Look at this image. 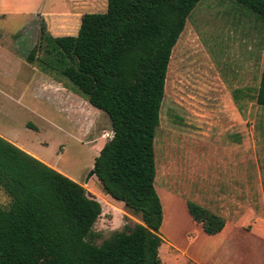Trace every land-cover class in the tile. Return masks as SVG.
<instances>
[{
    "label": "rangeland",
    "instance_id": "obj_1",
    "mask_svg": "<svg viewBox=\"0 0 264 264\" xmlns=\"http://www.w3.org/2000/svg\"><path fill=\"white\" fill-rule=\"evenodd\" d=\"M106 5L107 0H0V40L5 42L0 46V131L100 202L93 225L96 244L141 221L107 195L95 175L87 178L112 136L110 122L71 82L44 73L27 56L40 26L47 29L40 13L63 15V21L76 25L82 14L103 12ZM263 60L264 18L253 11L232 0H201L187 17L172 51L154 137V184L163 211L158 251L164 264L187 262L169 241L183 248L192 234L190 252L203 259L215 251L216 264H264V242L255 241L253 233L252 240L235 234L217 245L185 205L199 196L204 181L210 183V172L204 175L223 158L214 154L218 147L251 149L252 188L260 173L264 190V107L256 102ZM9 203L0 189V206ZM243 227L251 233V224Z\"/></svg>",
    "mask_w": 264,
    "mask_h": 264
},
{
    "label": "trees",
    "instance_id": "obj_2",
    "mask_svg": "<svg viewBox=\"0 0 264 264\" xmlns=\"http://www.w3.org/2000/svg\"><path fill=\"white\" fill-rule=\"evenodd\" d=\"M200 1L107 0L105 11L82 14L76 35L53 36L40 26L27 60L67 79L107 116L112 136L94 158L95 176L141 221L96 244L100 202L0 135V189L10 198L0 206V264H164L154 137L173 48ZM232 1L264 18V0ZM256 102L264 107V60ZM187 209L206 234L225 224L194 201Z\"/></svg>",
    "mask_w": 264,
    "mask_h": 264
},
{
    "label": "crops",
    "instance_id": "obj_3",
    "mask_svg": "<svg viewBox=\"0 0 264 264\" xmlns=\"http://www.w3.org/2000/svg\"><path fill=\"white\" fill-rule=\"evenodd\" d=\"M40 14L45 18L47 31L51 35L62 36L77 34L81 17L76 25H74L63 21V15L47 18V16H49L48 13L44 12ZM1 43H3V45H1ZM4 43L3 40H0V46L3 48H5ZM0 135L39 159L36 154L12 140L10 136L5 135L2 131H0ZM215 150L216 152L214 154L216 157L222 156L223 158H219L217 162L214 160L215 164L213 169L210 167V170L208 169L207 174L204 175L205 178L210 172V183L207 184L206 181H204L202 191L198 193L199 196L191 200L221 216L225 220L223 228L215 234H207L209 235L208 237H210V239L213 238L214 243L218 245L224 244L225 241H230L231 237L235 234H238L239 237L243 234L242 236L249 237V239L252 240L251 234L253 233V235L257 237L255 241H259L260 239L264 242V190L260 173H258L256 177V179L259 178V183L255 189L252 188L253 170L251 166V149L224 146L215 148ZM40 160L43 159L40 158ZM45 163L48 164L47 162ZM48 165L55 168L53 165ZM55 169L60 171L57 168ZM254 191H257V196L253 197L252 194ZM187 201L188 200H185V205L188 211ZM243 223L252 225L251 233L243 227ZM201 230L203 231L202 227ZM201 230L198 232L202 233ZM193 235L194 234L188 236L189 244L183 248H179V246L171 240L169 243L179 251L182 257L188 258L187 262L195 264H216L217 254L215 251L207 259H203L199 255L197 256L190 252V246L196 240V237Z\"/></svg>",
    "mask_w": 264,
    "mask_h": 264
},
{
    "label": "water",
    "instance_id": "obj_4",
    "mask_svg": "<svg viewBox=\"0 0 264 264\" xmlns=\"http://www.w3.org/2000/svg\"><path fill=\"white\" fill-rule=\"evenodd\" d=\"M95 175V170L94 167L90 170V172L87 175V178H89L90 176Z\"/></svg>",
    "mask_w": 264,
    "mask_h": 264
}]
</instances>
